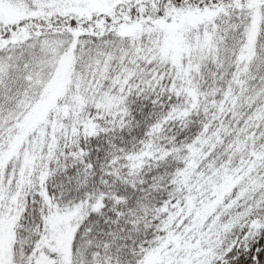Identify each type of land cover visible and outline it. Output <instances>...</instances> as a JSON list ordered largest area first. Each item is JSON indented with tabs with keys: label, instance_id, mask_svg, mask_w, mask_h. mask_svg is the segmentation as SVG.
Masks as SVG:
<instances>
[{
	"label": "snow or ice",
	"instance_id": "6c2138e0",
	"mask_svg": "<svg viewBox=\"0 0 264 264\" xmlns=\"http://www.w3.org/2000/svg\"><path fill=\"white\" fill-rule=\"evenodd\" d=\"M0 264H264V0H0Z\"/></svg>",
	"mask_w": 264,
	"mask_h": 264
}]
</instances>
